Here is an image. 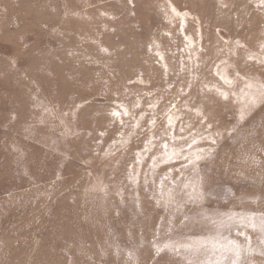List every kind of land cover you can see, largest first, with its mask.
I'll use <instances>...</instances> for the list:
<instances>
[{
	"label": "rangeland",
	"instance_id": "obj_1",
	"mask_svg": "<svg viewBox=\"0 0 264 264\" xmlns=\"http://www.w3.org/2000/svg\"><path fill=\"white\" fill-rule=\"evenodd\" d=\"M261 83L264 0H0V264H185L199 213L264 214Z\"/></svg>",
	"mask_w": 264,
	"mask_h": 264
},
{
	"label": "snow or ice",
	"instance_id": "obj_2",
	"mask_svg": "<svg viewBox=\"0 0 264 264\" xmlns=\"http://www.w3.org/2000/svg\"><path fill=\"white\" fill-rule=\"evenodd\" d=\"M175 13V9H172ZM177 15H179L177 13ZM186 39H188L186 37ZM189 43L191 40L189 39ZM227 83H231L227 81ZM248 88H252L254 85L251 82H248ZM257 91L253 94L252 104L255 105L257 100L264 102V83L259 84ZM227 99V93H221ZM127 114V113H125ZM243 119V116L241 117ZM215 143V141H212ZM193 143H198V141H193ZM167 145H164V148L167 149ZM177 155L175 151L171 155H167L166 158L171 159L172 156ZM203 156L197 152L193 153L191 156H185V159L191 164L194 168L196 163L202 159ZM155 167V163L153 164ZM167 179V177H165ZM134 183H139L138 176L133 180ZM147 180L145 179V184ZM200 187H193L192 193L188 195L189 203H201L204 199L205 193L203 190V178H200L199 181ZM161 189V194L163 195L164 182L161 181L159 185ZM186 189L191 187L189 184L183 185ZM106 191V190H105ZM175 199L173 193L169 191L168 193V202H172ZM201 219L197 220L195 223L201 228H209L215 231L214 236H209L207 240L205 239H193L184 243L165 244V247L174 249L178 255H182L185 264H249L247 256L252 255L256 252L253 248L252 239L247 234L244 229L252 228L254 231L260 233L259 240V255L264 256V214L257 216L252 213H217L215 215H210L205 212L199 213ZM169 231H171L174 226V219H170L168 222ZM187 221L181 222V227H188ZM234 228L241 229L236 232V235L243 236V243L238 239H232L230 236H225L222 230H227L229 233ZM132 254L129 253V256Z\"/></svg>",
	"mask_w": 264,
	"mask_h": 264
}]
</instances>
